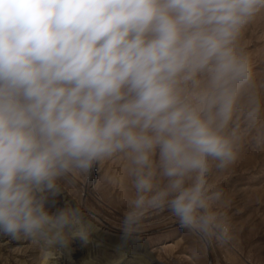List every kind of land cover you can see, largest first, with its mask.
I'll return each instance as SVG.
<instances>
[{
  "label": "clouds",
  "instance_id": "clouds-1",
  "mask_svg": "<svg viewBox=\"0 0 264 264\" xmlns=\"http://www.w3.org/2000/svg\"><path fill=\"white\" fill-rule=\"evenodd\" d=\"M264 0H0V235L68 248L95 231L60 181L131 162L125 240L167 210L231 239L210 178L264 148V81L240 37Z\"/></svg>",
  "mask_w": 264,
  "mask_h": 264
},
{
  "label": "rangeland",
  "instance_id": "rangeland-1",
  "mask_svg": "<svg viewBox=\"0 0 264 264\" xmlns=\"http://www.w3.org/2000/svg\"><path fill=\"white\" fill-rule=\"evenodd\" d=\"M240 46L258 80L264 81V12L246 25ZM130 169V160L117 154L96 164L89 174L70 175L59 182L61 207L66 203L78 207L101 232L91 236L98 249L133 251L142 245L152 264H264V148L246 144L227 169L210 178L222 193L218 209L231 229V239L223 245L200 244L166 209L149 213L138 235L125 240L122 220L134 195ZM50 252L42 241L0 235V264L45 260L48 264L53 258Z\"/></svg>",
  "mask_w": 264,
  "mask_h": 264
},
{
  "label": "bare ground",
  "instance_id": "bare-ground-1",
  "mask_svg": "<svg viewBox=\"0 0 264 264\" xmlns=\"http://www.w3.org/2000/svg\"><path fill=\"white\" fill-rule=\"evenodd\" d=\"M57 206L61 207L60 200H57ZM94 233L101 234L96 226L95 231H93ZM79 248L81 250L77 253L76 250ZM51 253L50 257L53 258H51L48 264H152V260L146 256L145 248L142 245L139 248L133 249V251H128L127 249H117L114 251L111 248L108 251L107 249H98L91 238L90 243L86 246L82 244L81 246H77L73 241L68 248L51 247ZM41 264H47L46 260Z\"/></svg>",
  "mask_w": 264,
  "mask_h": 264
}]
</instances>
